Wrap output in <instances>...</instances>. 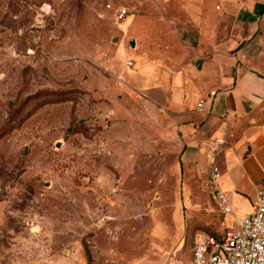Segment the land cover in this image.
Returning <instances> with one entry per match:
<instances>
[{
  "label": "rangeland",
  "instance_id": "374dc122",
  "mask_svg": "<svg viewBox=\"0 0 264 264\" xmlns=\"http://www.w3.org/2000/svg\"><path fill=\"white\" fill-rule=\"evenodd\" d=\"M201 4L0 0V264H193L198 236L232 227L212 129L189 146L138 103L140 17L194 40Z\"/></svg>",
  "mask_w": 264,
  "mask_h": 264
},
{
  "label": "crops",
  "instance_id": "0c3cea01",
  "mask_svg": "<svg viewBox=\"0 0 264 264\" xmlns=\"http://www.w3.org/2000/svg\"><path fill=\"white\" fill-rule=\"evenodd\" d=\"M199 10H192L195 22L186 26L194 40L179 41L161 20L140 17L139 37L147 40L153 32L154 39L141 45L138 103L161 134L181 132L189 146L200 142L190 129L224 136L214 159L217 183L234 213L245 216L253 210L256 190L264 187V0H202ZM163 110L179 118L168 128L161 122ZM209 182L213 197L210 172Z\"/></svg>",
  "mask_w": 264,
  "mask_h": 264
},
{
  "label": "built area",
  "instance_id": "2783aa9c",
  "mask_svg": "<svg viewBox=\"0 0 264 264\" xmlns=\"http://www.w3.org/2000/svg\"><path fill=\"white\" fill-rule=\"evenodd\" d=\"M126 13L122 8L116 16L123 19ZM261 16L264 17V11ZM202 103L199 101L198 106L202 107ZM224 142L223 135L211 139L213 152L219 151ZM214 159L215 156L210 165L213 197L221 210L229 214L232 227L219 234L198 236L192 249L193 264H264V187L255 192L253 210L248 215L238 216L217 183L220 170Z\"/></svg>",
  "mask_w": 264,
  "mask_h": 264
},
{
  "label": "water",
  "instance_id": "95a60500",
  "mask_svg": "<svg viewBox=\"0 0 264 264\" xmlns=\"http://www.w3.org/2000/svg\"><path fill=\"white\" fill-rule=\"evenodd\" d=\"M134 42H135L134 38L131 39V40H130V45H131V46H134Z\"/></svg>",
  "mask_w": 264,
  "mask_h": 264
}]
</instances>
